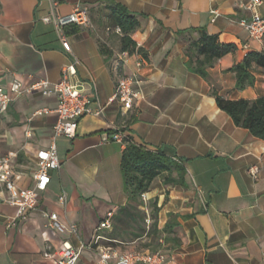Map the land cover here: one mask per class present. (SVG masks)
<instances>
[{
  "label": "crops",
  "instance_id": "crops-1",
  "mask_svg": "<svg viewBox=\"0 0 264 264\" xmlns=\"http://www.w3.org/2000/svg\"><path fill=\"white\" fill-rule=\"evenodd\" d=\"M57 1L64 15L76 5L88 8L90 25L61 30L54 21L45 22L55 16L53 0H0V87L9 89L15 79L24 86L56 83L74 64L69 82L94 102L95 110H103L83 117L74 138L56 139L61 167L51 172L39 207L26 218L4 201L8 192L0 182V264H58L55 250L64 241L92 246L97 234L110 241L83 250L77 264H103L106 245L116 253L160 251L167 256L165 264H264V140L238 126L214 94L230 100L264 96V67L253 63L254 83L243 89L230 70L249 53L264 51V40H254L240 24L255 12L264 16V0L253 8L256 0ZM117 4L139 20L131 36L147 57L121 50L123 32L113 17ZM199 28L236 46L207 77L188 64ZM131 75H137L133 87L141 93L133 109H124L118 99L109 103L119 81ZM58 105L56 95L35 91L0 113V161L11 162L21 188L36 184L37 153L52 144ZM117 132L181 161L184 184L177 171H165L145 199L131 201L121 170L126 145L113 139ZM253 166L260 168L257 180L249 173ZM156 207L157 234L150 232ZM111 211L112 227L98 230ZM51 212L62 223L75 224L77 234L47 240L45 214ZM169 221L177 223L171 234L164 231Z\"/></svg>",
  "mask_w": 264,
  "mask_h": 264
},
{
  "label": "built area",
  "instance_id": "built-area-1",
  "mask_svg": "<svg viewBox=\"0 0 264 264\" xmlns=\"http://www.w3.org/2000/svg\"><path fill=\"white\" fill-rule=\"evenodd\" d=\"M260 4L256 0L249 8ZM54 17L47 16L43 20L45 22L54 21L59 29H63L69 25H77L79 27H88L90 25V15L88 8L76 5L73 11L69 14H61L59 12V3L53 0ZM214 15H218L217 10H213ZM240 24L244 26L250 33V36L259 42L264 40V16L255 12L250 20L243 19ZM119 33H122L120 27L117 28ZM63 46L65 49L71 51L70 44L66 37H63ZM69 74H76L75 65H69L63 70V76L60 81L51 83L47 80L38 81L30 86L15 79L9 89L0 87V113L8 110L11 103L29 93L39 91L44 95H56L59 105L56 109L58 120L53 127L52 144L47 149L39 150L37 153V167L34 171V178L36 184L32 188L19 187L14 178L11 162L8 159L0 161V182L4 184L8 196L4 201L18 207V217L26 218L27 214L39 207L40 194L45 191L51 181V172L58 170L61 167V160L58 155L56 146V139L61 136L74 138L77 135L80 121L83 117L89 114L99 115L103 108L95 110L94 102L81 91L69 82ZM137 75H131L122 78L119 81L116 92L109 99V103L119 100L123 108L131 110L134 107L136 99L140 97V92L134 89V85L138 83ZM113 139L119 141L121 144L127 143L126 137H123L121 132L113 135ZM249 173L257 180L260 176V168L253 166L249 169ZM65 197H63L64 199ZM145 199V193L142 194ZM48 218L44 236L47 240H52L58 234L70 232L77 234L78 227L75 224L66 225L59 220L56 212L46 213ZM114 218V211L107 214L106 218L100 223L98 230L110 229ZM103 241H110V238L103 234H97L93 245H99ZM92 245V246H93ZM84 244L75 247L69 241H64L61 246L56 248L55 253L58 254V264H77L82 256L83 250L92 247ZM46 257H51L50 252L45 253ZM114 258L116 264H165L167 256L160 252H145L132 251L126 253H116L110 246L101 247V261L107 264L110 259Z\"/></svg>",
  "mask_w": 264,
  "mask_h": 264
},
{
  "label": "trees",
  "instance_id": "trees-1",
  "mask_svg": "<svg viewBox=\"0 0 264 264\" xmlns=\"http://www.w3.org/2000/svg\"><path fill=\"white\" fill-rule=\"evenodd\" d=\"M113 17L116 25L123 32L121 37V50L134 54L141 53L147 57L143 48H139L132 38V32L139 26L136 16L130 14L127 9L119 4L113 8ZM200 38L194 41L190 47L193 56L189 60V67L203 77L208 76V70L213 67L223 56L236 50L233 44L219 42L217 35H211L205 29L199 28ZM104 52V47L101 48ZM253 63L264 67V51L249 53L243 62L233 66L230 70L237 75V88L243 89L254 83V77L250 71ZM218 106L227 112L238 126L250 130V132L264 140V96L256 99H225L214 91ZM126 147L122 153L121 170L123 173L125 191L131 201L140 203L142 194L149 191L153 181L165 171L172 173L177 171L180 181L184 184L186 169L181 161L167 155L160 149H151L146 145L137 143L132 137L126 139ZM169 181H173L170 179ZM153 223L150 232L158 233V208L152 213ZM176 222L169 221L164 231L173 232ZM170 240V237H168ZM175 242L176 239L173 238Z\"/></svg>",
  "mask_w": 264,
  "mask_h": 264
}]
</instances>
